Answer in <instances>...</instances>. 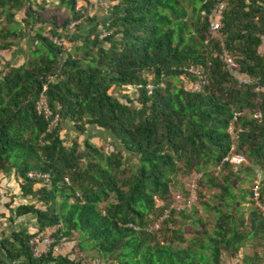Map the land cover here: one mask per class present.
Wrapping results in <instances>:
<instances>
[{"label": "trees", "instance_id": "obj_1", "mask_svg": "<svg viewBox=\"0 0 264 264\" xmlns=\"http://www.w3.org/2000/svg\"><path fill=\"white\" fill-rule=\"evenodd\" d=\"M57 1L69 16L60 27L52 23L48 35L58 37L55 30L66 31L81 18L74 30L85 28V34L75 38L82 43H74V55L35 30L33 38L44 53L0 74V172L13 173L21 196L41 206L16 207L17 216H35L36 230L12 234L9 248L1 243L7 258H23L26 264L83 263L79 255L32 258L28 240L55 226L54 236L76 234L78 250L94 252L104 261L109 257L113 264H219L223 250L235 253L259 234L264 239V212L255 206L250 190L236 195L240 171L227 164L218 176L211 171L216 203L210 206L199 198L202 210L215 216L211 232L203 230L197 210L190 207L175 218L172 211L174 229L146 231L163 209L154 198L164 205L172 201L170 187L179 172L189 178L192 172L215 167L228 153L231 122L235 152L248 163L245 171L254 177L256 168L261 170L264 52L258 49L264 36V0H229L215 33L208 30L210 3L205 0H118L101 26L84 11L75 12V0ZM182 4L191 7L188 20ZM21 10L23 27L32 30L40 23L29 0H0V50L12 45L9 39L18 31L11 27L19 25L14 16ZM105 25L109 34L100 40L99 28ZM220 44L247 83H237L225 71ZM190 65L204 67L208 86L202 92L183 88V79L191 77H184L182 68ZM43 84L48 108L59 122L41 137L46 121L34 105ZM122 87L133 88L135 96L120 102L109 92ZM67 124L79 134L88 126L105 131L113 151L105 154L87 142L81 151L76 139L66 146L60 132ZM123 152L135 157L133 165L123 163ZM30 171L47 174L50 187L36 189L42 181L29 180ZM179 196L187 197L186 187ZM246 196L253 208L245 221L236 215L238 201ZM259 201L264 203L261 191ZM190 213L195 215L191 220ZM183 229H192V236L185 238ZM175 243L185 245L173 247Z\"/></svg>", "mask_w": 264, "mask_h": 264}, {"label": "built area", "instance_id": "obj_2", "mask_svg": "<svg viewBox=\"0 0 264 264\" xmlns=\"http://www.w3.org/2000/svg\"><path fill=\"white\" fill-rule=\"evenodd\" d=\"M229 0H205V2L210 3V10L208 14V30L210 33H215L218 31L220 27V23L222 20V14L226 8V5ZM88 0H75L74 4V11L82 14V7ZM109 2L107 0H102L100 2V6L106 7L108 6ZM204 14V12H202ZM84 18V16L82 17ZM81 21V18L70 22L67 26L68 29L75 28ZM109 34L107 30V25L105 27H100L98 32V39H103ZM44 35V34H43ZM48 37V39L58 47H63L66 44L65 39L58 38V37H51L48 34L44 35ZM264 43V36L261 37V44ZM220 54L219 60L222 63L225 71L229 74L231 78L236 80L238 83H247V77H245L239 70L238 64L232 58V56L224 49L222 44H220ZM182 72L184 77H191L190 80L183 79V88L185 90L199 93L202 92L208 86V80L204 73L203 66H187L182 68ZM150 86L146 85V89L149 91ZM46 85L43 84L41 86V90L38 94V97L35 101V111L37 115L43 117L46 121V127L44 132L42 133L41 137L45 134L50 133L59 122L58 114H53L47 105V99L45 96ZM235 117H233L234 121ZM227 133L230 139V148L228 153L221 159L218 165L213 167L212 172L214 176H218V174L222 171L223 166L227 164L231 171L235 172L238 170L239 167L243 165H248L245 156L242 153L235 152V144H236V133L232 135L230 124L227 128ZM40 144H45L43 140H40ZM26 177L29 180H41L39 184H36V189L40 186H44L45 188L50 187L49 176L47 174H43L40 172H27ZM256 180L253 182L252 187L250 188L251 191V199L254 202L255 206L259 208L262 212H264V203L259 201L260 196V180L261 176L256 171L255 173ZM201 178V173L192 172L185 183L187 197L182 199L179 195L173 194L171 197L172 201L167 205H164L160 201L154 198L155 203L158 207L163 208L160 215L155 218L154 222L147 226L146 231L154 232L158 231L160 228L165 227L167 229H174L175 227L170 223L171 220V213L174 212V218L176 214L180 212L182 209H188L191 203L195 200L196 191L198 189L197 182ZM64 182H68L67 178H64ZM158 203L160 205H158ZM131 225H129L130 227ZM132 227V226H131ZM133 229L137 230V227H132ZM59 229V226L55 227H45L40 234L33 235L28 240V247L31 253L32 258L37 259L42 256H46L47 254H51L52 256H68L70 259L75 258L78 256V251L72 248L74 245L71 244L68 240V237L64 236L61 232H59L56 236L54 233L56 230ZM81 264H91L83 262Z\"/></svg>", "mask_w": 264, "mask_h": 264}, {"label": "crops", "instance_id": "obj_3", "mask_svg": "<svg viewBox=\"0 0 264 264\" xmlns=\"http://www.w3.org/2000/svg\"><path fill=\"white\" fill-rule=\"evenodd\" d=\"M44 1H49V0H44ZM50 1L52 2V3H49L50 7L52 5H55V9H59V10L63 9V7L59 4L57 0H50ZM101 1L102 0H89L88 2L89 4H91L90 7L93 6L92 8H95V4L93 3L97 2L99 6V8L97 9V12L106 14V10H107L106 8L108 6L106 7L100 6ZM42 2L43 0H29V4L31 5L33 10L35 9L37 10L38 9L37 7ZM40 8L42 9V7ZM37 12L40 13L41 10H37ZM17 13L19 14V19H17L16 17V19L14 18V20L18 22L19 25L22 26L21 22L19 21L21 20V18L24 17L23 11H19ZM39 13H38V16H39ZM96 16L98 17L99 15H96ZM47 19L48 20L46 23L49 24L50 22L48 21L51 18L48 16ZM97 20L98 18L95 19L96 22H98ZM52 25L53 24L51 23V27L48 28L49 30L50 28L53 27ZM88 25H91V24H88ZM35 30H38V29L33 27L32 30H30L29 28H24L23 26L21 27V29H19L16 36L13 37L14 41H12V45L10 46V48L6 49L5 50L6 52L4 54H0L1 56L0 73L3 71V69H6L7 66L18 67L22 65L23 63H25L26 61L30 60V58H27V56H25L24 52L26 51L27 43H29L32 47H34V44L36 43L35 39L33 38V34ZM83 34H85V28L81 30L80 32L72 33L70 35V39L72 41L77 36H80ZM79 41H81V39H78L75 42L69 41V43H71V46L74 47L73 46L74 43H76L77 45L82 43ZM34 49L35 48H32L31 50L34 51ZM65 52L70 53V55H72V53L69 52L68 50H65ZM134 96H135V93L133 94V96H130L129 98L131 99ZM62 135H63V129L60 132V136ZM70 139L77 140V143L79 145V150L81 151L84 150V143L87 141H92L93 145L94 143H96V145L98 146L102 142L109 143L111 140L108 133H106L105 131L99 128L92 127V126L86 127L85 131L82 134L77 133L74 130V128L71 126ZM80 140H83V141L80 142ZM261 191H262L261 193L262 198H264V189H262ZM7 192H10V195H8ZM11 196H12V200H11ZM247 199L248 198L245 197L244 202L238 201L239 208H240L239 209L240 213L238 214V216H241L243 220L245 221L248 217L249 210L253 208V205L249 203ZM22 204H31V205H34L35 208L41 209L40 205H38V203H36L34 199L28 196L26 197L21 196L16 178L13 173L3 174L0 172V263L2 264H26L23 258H14L12 260L8 259L6 256V249H5V248H9L10 247L9 245H11L12 243V239H11L12 234L20 233V232L26 233V234H33L36 230L35 216L33 215L17 216L16 215V207ZM210 206H213V205H210ZM197 214L199 215V218L202 220V218L200 217L201 211H197ZM68 240H69V237H68ZM1 243L4 244L3 246H5V248H3ZM78 255L83 259V262H86V263L93 262L97 264V261H100L101 264H113L111 260L105 263V262H102V260L97 259L98 257L95 255L94 252L79 250ZM219 264H264V239L262 237V234H259L255 237H249L246 241H244L243 245L235 253H230L229 251L223 250L219 258Z\"/></svg>", "mask_w": 264, "mask_h": 264}, {"label": "rangeland", "instance_id": "obj_4", "mask_svg": "<svg viewBox=\"0 0 264 264\" xmlns=\"http://www.w3.org/2000/svg\"><path fill=\"white\" fill-rule=\"evenodd\" d=\"M107 1H109V4H108V7L106 8L107 9L106 10V14H104V13L102 14V13L97 12V9L99 8L97 2L96 3L91 2V3L95 4V8H92L93 6L90 7L91 4H89V2H87L85 4V6H83L81 9H82V11H84L83 13L87 17H93L95 19L98 18L97 21H98V23L100 25L101 23L106 21V18H108L109 14L112 12L113 6L118 2L117 0H107ZM49 3H52V2L50 0L49 1H44L43 0V2L41 4H39V6L37 7L38 8L37 10H41L40 13L37 12V10L35 9L36 12L39 13V17L42 18V19H40V21H39L40 23L35 24L33 27L37 28L38 30H40L44 35L49 34V29L48 28L51 27V23H53L54 26H56V27H60L62 22L65 21L68 18V16H69L67 10L65 9V5H63V9L59 10V9H55V5H52L50 7ZM182 5L184 6V9L186 10V14H187L186 15V19L188 20L190 18V9H191V7L187 6V5L185 6V4H182ZM40 7H42V9ZM88 7H90V8H88ZM96 15H99V16L97 17ZM48 16L51 18L48 21V22H50L49 24L46 23L47 20H48L47 19ZM16 17H17V19H19V14L17 12H16L14 18L16 19ZM21 27H22L21 25H15L14 24V25H12L11 28L14 29L17 32V31H19V29H21ZM55 31L57 32V35H59L58 38H63L66 41V44L63 46L64 52H65V50H68L69 52L72 53L71 43H69L67 40L70 39V35L75 32L74 28L73 29H68L67 28L66 31H62L60 29L59 30H55ZM9 41L12 42L14 40H13V38H11V39H9ZM32 48H36L37 49L36 53H33V51L31 50ZM44 51H45V49L41 45V43L36 42L34 44V47H32L29 43H27L26 44V51L24 53H25V56H27V58L34 59L36 57L41 56L44 53ZM258 51L260 53L264 52V43L260 45ZM5 52H6L5 50H0V54H4ZM72 55H73V53H72ZM0 59H1V56H0ZM0 69H1V67H0ZM2 72H4V69H3ZM170 82L171 83H175V85H176L178 81H175L174 79H170ZM247 82H248V79H247ZM109 92H110V94L113 97L117 98L121 102H125L126 98H129L130 96H133V94L135 93L134 89L130 88V87L129 88L128 87L127 88L126 87L112 88V89L109 90ZM230 128H231L232 135H234L235 134V128H234L232 122L230 123ZM62 129H63V135L61 137H62V139L64 141V144L66 146H69L71 141H72L70 139L71 125L70 124L64 125ZM80 139H82V138H80ZM81 141H83V140H80V142ZM87 143L90 146H92V147L100 148V150L103 153H105V154H108L109 152L113 151V147H112L110 142L109 143L102 142L100 145H98L99 147L96 145V143H94V145H93L92 141H87ZM122 156H123V163L125 165H127V164H132L133 165L135 163V161H136L134 156L126 155V153H124V152L122 153ZM246 166L247 165H243V167H239L238 168V171H240V172H237L238 181L235 183V186L233 187L234 192L238 196L241 195V194L243 195V194L248 193V191L252 187L253 182L256 180L255 175L253 177L252 175H250L248 172L245 171L244 167H246ZM212 168L213 167L208 166L207 168L201 169L199 171L202 174V178H201V181L199 182V186H198V190L199 191H198V195H196L197 199L194 200L191 203V205H190L191 209H195L197 211H201L200 217L202 218L201 221L204 223L203 224L204 225V230L206 232H211V230L213 228V225H214L215 216L210 211L202 210V208H201V206L199 204V201H200L199 198L203 199L204 201H208L210 203V205H214L216 203V200L213 198V195H215L217 193V189L209 186V179H212V176H211ZM256 169H257L258 174H260V176H261V180H260V185H262V187L260 186V191H261L262 189H264V164L261 167V170L258 169V168H256ZM187 175L188 174H185V173L183 174L181 172H179L176 175V177H175L174 181L171 183V187H170V190L172 191V193H175L177 195H180L182 193V191H183V189L185 187V183H186L187 178H188ZM219 178H218V180H219ZM7 193H8V195H10V192H7ZM261 193H262V191H261ZM246 198H248V196H246ZM11 200H12V196H11ZM263 202H264V198H263ZM158 205H160V204L158 203ZM190 208L189 209H185V210H187V212H188L190 210ZM238 214L239 213H237V215H236L237 217H238ZM194 217H195V215L191 214L190 220L192 218H194ZM198 217H199V215H198ZM189 222L190 221H187V222L185 221L184 225L190 226ZM192 229H194V228H192ZM192 229L189 230V231H187V230L184 231V229H183V234H184L185 238L192 236V233H193ZM75 241L77 242L76 234H74V236L69 237V242L74 245L72 248L76 249L79 252L78 248H76ZM184 245L185 244L175 243L173 245V247H175V246L184 247ZM97 259L102 260V262L106 263V262L109 261L110 258L106 257L105 261H104V259L102 257L101 258L98 257ZM91 264H95V263L91 262ZM97 264H101L100 261H97Z\"/></svg>", "mask_w": 264, "mask_h": 264}]
</instances>
